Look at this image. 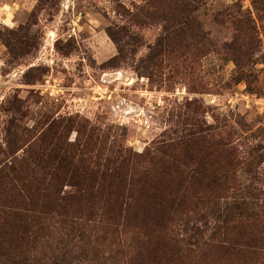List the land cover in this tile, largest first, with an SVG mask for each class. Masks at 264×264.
Returning a JSON list of instances; mask_svg holds the SVG:
<instances>
[{
  "label": "rangeland",
  "instance_id": "obj_1",
  "mask_svg": "<svg viewBox=\"0 0 264 264\" xmlns=\"http://www.w3.org/2000/svg\"><path fill=\"white\" fill-rule=\"evenodd\" d=\"M0 240L264 264V0H0Z\"/></svg>",
  "mask_w": 264,
  "mask_h": 264
},
{
  "label": "trees",
  "instance_id": "obj_2",
  "mask_svg": "<svg viewBox=\"0 0 264 264\" xmlns=\"http://www.w3.org/2000/svg\"><path fill=\"white\" fill-rule=\"evenodd\" d=\"M77 179L79 180L80 178L78 177ZM78 184L79 183L74 184V185H78ZM37 195H38V193H37ZM82 195L91 197L94 195V192H92L91 190H86L83 192H81V190H77L75 192L68 194L64 198H61V200H63V201L66 200V202H68V204H69L71 201H73L74 199L76 200L77 197H80ZM48 197L51 199L50 196H48ZM67 211H68V209H67ZM67 215L68 214H65V216H67ZM70 217H73V216L70 215ZM182 226H183V231L185 234V240L188 243L195 245V246L204 245V243H206L202 238L199 237V228L198 227H196L195 225H189L188 223H184ZM35 231H37V229L27 230L26 228H23L20 232V236L30 237V235H35V233H34ZM18 238L20 239L21 237H18ZM32 239H34V237H32ZM147 246H149V242H147ZM56 248L61 251L62 256L67 253L65 250H62L60 247H56ZM154 252H155V250H151L149 252V253H152V254H150V260H154L157 258ZM19 259H20V257L15 255L14 251H12V249L10 248L9 241L0 240V264H18Z\"/></svg>",
  "mask_w": 264,
  "mask_h": 264
}]
</instances>
